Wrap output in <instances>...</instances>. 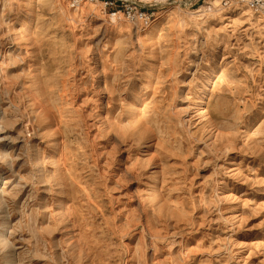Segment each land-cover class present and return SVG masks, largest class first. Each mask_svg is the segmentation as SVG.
Segmentation results:
<instances>
[{"label":"rangeland","instance_id":"374dc122","mask_svg":"<svg viewBox=\"0 0 264 264\" xmlns=\"http://www.w3.org/2000/svg\"><path fill=\"white\" fill-rule=\"evenodd\" d=\"M0 264H264L262 19L0 0Z\"/></svg>","mask_w":264,"mask_h":264},{"label":"built area","instance_id":"2783aa9c","mask_svg":"<svg viewBox=\"0 0 264 264\" xmlns=\"http://www.w3.org/2000/svg\"><path fill=\"white\" fill-rule=\"evenodd\" d=\"M225 5H241L246 6L259 16L264 23V0H223ZM113 4V2H112ZM128 16L131 15V10H127ZM138 14V12H136Z\"/></svg>","mask_w":264,"mask_h":264},{"label":"bare ground","instance_id":"6f19581e","mask_svg":"<svg viewBox=\"0 0 264 264\" xmlns=\"http://www.w3.org/2000/svg\"><path fill=\"white\" fill-rule=\"evenodd\" d=\"M233 13L231 12L230 15H232ZM212 72H213V69H212ZM212 72L209 73V77L208 79L212 76ZM205 106H206V102L204 99L201 100L200 104L198 105V108H197V112L199 111V113H203L204 112V109H205Z\"/></svg>","mask_w":264,"mask_h":264}]
</instances>
